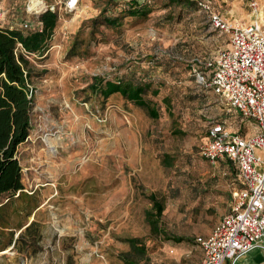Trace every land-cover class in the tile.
Masks as SVG:
<instances>
[{
	"label": "rangeland",
	"instance_id": "rangeland-1",
	"mask_svg": "<svg viewBox=\"0 0 264 264\" xmlns=\"http://www.w3.org/2000/svg\"><path fill=\"white\" fill-rule=\"evenodd\" d=\"M38 1L56 6L59 22L51 42L55 49L31 58L33 129L18 155L27 190L52 185L55 221L69 211L72 224L66 228V246L44 243V250L21 241L19 253L2 264H46V257L49 264H126L125 253L135 264H200L204 252L187 233L227 213L233 191L242 188L227 159L210 162L200 147L211 123L225 121L232 130L241 119L236 109L197 83L189 65L195 58L214 57L228 44V35L213 29L196 5L166 7V0H156L148 18L125 17L119 28L99 26L92 33L89 19L102 11L115 16L123 0H79L73 8L68 0ZM208 1L233 25L259 23L264 31V0H257L256 9L251 0ZM30 2L0 0V25L24 30L28 21L36 28L44 10H30ZM95 79L151 83L144 93L149 108L121 96L109 102L92 88ZM162 154L171 164L161 162L159 179L150 158ZM48 166L56 168L57 176L35 180ZM152 191L166 205L160 234L152 233L146 219L151 203L144 193ZM172 236L192 240L176 242ZM130 237L141 240L145 254L133 252Z\"/></svg>",
	"mask_w": 264,
	"mask_h": 264
},
{
	"label": "built area",
	"instance_id": "built-area-1",
	"mask_svg": "<svg viewBox=\"0 0 264 264\" xmlns=\"http://www.w3.org/2000/svg\"><path fill=\"white\" fill-rule=\"evenodd\" d=\"M70 8L76 7L70 1ZM210 26L228 35V44L214 57L195 58L190 71L198 84L212 90L244 119L254 122L250 135L230 130L226 122L211 123L200 154L210 162L229 160L244 187L234 192L232 211L206 238L198 237L204 256L200 264H237L264 238V31L259 23L233 25L208 0H197ZM257 8V0H251ZM57 11L55 5L43 10ZM30 28L29 22L23 24ZM25 191L30 193L27 188Z\"/></svg>",
	"mask_w": 264,
	"mask_h": 264
},
{
	"label": "trees",
	"instance_id": "trees-1",
	"mask_svg": "<svg viewBox=\"0 0 264 264\" xmlns=\"http://www.w3.org/2000/svg\"><path fill=\"white\" fill-rule=\"evenodd\" d=\"M117 2V0H114ZM123 7L119 13L107 15L103 11L89 19L92 33L99 26L119 28L125 17L146 19L155 10L156 0H123ZM168 6L198 7L197 0H166ZM44 8V2L31 0L29 9ZM199 8V7H198ZM59 22L58 11L44 10L38 16L36 28L22 29L13 26H0V226L4 222L3 206L6 198L23 192L26 188L23 183V168L18 157V149L33 129V109L36 103V93L33 82V64L31 58L45 57L51 47L56 28ZM74 47L71 48V50ZM190 66V65H189ZM91 86L99 89V93L108 98L113 93H121L128 101L140 107L149 108L145 100V91L151 88L147 81L113 80L103 81L95 79ZM152 92L157 94V89ZM151 115L156 116L154 109ZM51 148L55 147L48 141ZM55 151V149H53ZM167 158V164L170 165ZM149 199L151 207L146 210V219L154 234H160V222L166 209L165 200L156 192L144 193ZM176 242L192 240L184 236H172ZM133 252L145 254V248L137 237L126 239ZM126 264H135L128 260V253L122 255Z\"/></svg>",
	"mask_w": 264,
	"mask_h": 264
},
{
	"label": "crops",
	"instance_id": "crops-1",
	"mask_svg": "<svg viewBox=\"0 0 264 264\" xmlns=\"http://www.w3.org/2000/svg\"><path fill=\"white\" fill-rule=\"evenodd\" d=\"M70 2H73V0ZM53 49H55V46H51L50 50L52 51ZM118 94L121 93L117 92L110 95L109 102H113V98L115 97L119 98V96H121L120 98H125L122 94L121 95ZM112 107L115 108V105L109 106V110L107 112L110 119L113 116L112 115L113 110L115 111V109H110ZM228 111H230V109ZM239 115H240L241 123L235 129H232V131L240 132L243 135H250L255 133L257 129L254 125V122L244 119L240 113ZM250 128L252 129L251 132L248 130ZM137 151H138V147H135L134 155L132 157L133 165H136L137 163V158H136ZM139 152L140 153L142 152L141 148ZM139 152L138 154L140 155V160H141L142 155ZM18 153H19V149H18ZM162 156H164L163 159ZM150 159L153 162L151 167H153L154 170H157L159 172V179L163 178L161 173L164 169L161 165V162L167 160V154H162L158 156L157 159L153 155ZM156 162H158L157 163L158 165L156 164ZM229 163L236 170V175L240 180V183L243 188L244 183L239 176L238 170L230 161ZM20 164L22 166V163ZM129 164L132 165V162ZM65 167L66 165H64V168ZM139 169L141 172L144 171L145 174L148 172V169L142 166V164H140ZM57 173L58 172L56 168L53 166L50 167L48 166L47 169L46 167H44L41 171L40 177L35 178V180L45 181V179H49L51 176L55 178L57 176ZM23 183L24 186L26 187L24 171H23ZM235 191H233L232 193V198L234 200L233 204L227 213L223 212L211 224L187 233L193 240H196L197 242L198 237L206 238L210 236L217 223L232 211V207L235 203V198H234ZM55 196L56 193L54 188L52 187V185L48 184L38 187L33 193H28L24 189L23 192L16 193L15 195L5 199L3 206L4 222L0 226V264H2L4 258L10 260L12 256H15L19 253V251L23 247L21 245V241H25L27 243H37L38 245L41 244L44 250L46 248L44 245H42L44 243L48 245H50V243H54L55 245L61 243L64 246H66V244L69 243L68 239L65 237V234L67 231L66 228L68 226L70 227V225L72 224L70 218L71 214L69 213V211L59 214L60 220L55 221L54 215L56 213L50 209L51 207H53L52 201L54 200ZM57 226L60 227V232L58 233L56 231ZM262 244L264 245V238ZM36 255H39V253H37ZM44 263L49 264V259L47 257L44 260ZM226 264H230L229 259L226 260ZM237 264H264V247L258 246L254 248L253 250L242 256L237 262Z\"/></svg>",
	"mask_w": 264,
	"mask_h": 264
},
{
	"label": "bare ground",
	"instance_id": "bare-ground-1",
	"mask_svg": "<svg viewBox=\"0 0 264 264\" xmlns=\"http://www.w3.org/2000/svg\"><path fill=\"white\" fill-rule=\"evenodd\" d=\"M68 1H72V0H68ZM79 0H73V2H70L72 5H76L78 4Z\"/></svg>",
	"mask_w": 264,
	"mask_h": 264
}]
</instances>
